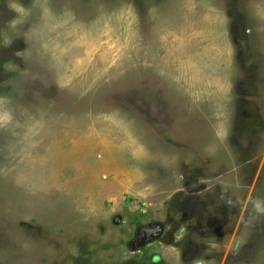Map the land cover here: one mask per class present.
<instances>
[{
  "label": "rangeland",
  "instance_id": "1",
  "mask_svg": "<svg viewBox=\"0 0 264 264\" xmlns=\"http://www.w3.org/2000/svg\"><path fill=\"white\" fill-rule=\"evenodd\" d=\"M0 117V264H264V0H0Z\"/></svg>",
  "mask_w": 264,
  "mask_h": 264
},
{
  "label": "flooded vegetation",
  "instance_id": "2",
  "mask_svg": "<svg viewBox=\"0 0 264 264\" xmlns=\"http://www.w3.org/2000/svg\"><path fill=\"white\" fill-rule=\"evenodd\" d=\"M182 208L184 210L182 218L187 219L190 217V222L183 226V227H189L191 231V237L193 239H196V241H189L188 244H185V249L183 250L184 254L182 257L183 262H191L192 258L196 257L199 258V256H202L201 259H207L206 256L210 255V252L213 250V247L211 245L213 244H204L201 242L199 237H196L198 234H200V231L202 230L203 224H200L201 222V212L202 209H198L197 201L192 199L191 201H187L185 203H182ZM191 217H194V221H191ZM215 217L214 213L209 214L203 219H208V222H213V219ZM130 223L134 226V232L132 236L128 237L126 241V246L130 248L131 251H137L139 249H143L146 245L154 244V243H161V241H164L165 244H177L175 240L166 242L165 239L167 238L168 234L172 233L174 228V223H178L176 221L169 220L170 228L169 230H166V223H162L157 220H149L145 222H140L139 219L136 217L130 219ZM215 223V221H214ZM213 223V225H214ZM201 227V228H200ZM206 252L205 256L201 255L202 252ZM200 254V255H199ZM158 255L156 252H153L151 254V259L154 260L155 258L158 259ZM156 259V260H157ZM155 263H158L157 261H154ZM202 262H196L194 264H201ZM160 264V263H159Z\"/></svg>",
  "mask_w": 264,
  "mask_h": 264
},
{
  "label": "clouds",
  "instance_id": "3",
  "mask_svg": "<svg viewBox=\"0 0 264 264\" xmlns=\"http://www.w3.org/2000/svg\"><path fill=\"white\" fill-rule=\"evenodd\" d=\"M12 7L18 13H21V14H24L25 13V9L21 5L13 4ZM17 22L18 21L14 19L10 23L14 26ZM256 209H257V211H264V209H262L258 203L256 205Z\"/></svg>",
  "mask_w": 264,
  "mask_h": 264
},
{
  "label": "snow or ice",
  "instance_id": "4",
  "mask_svg": "<svg viewBox=\"0 0 264 264\" xmlns=\"http://www.w3.org/2000/svg\"><path fill=\"white\" fill-rule=\"evenodd\" d=\"M3 119H5V117H0V121H2Z\"/></svg>",
  "mask_w": 264,
  "mask_h": 264
}]
</instances>
